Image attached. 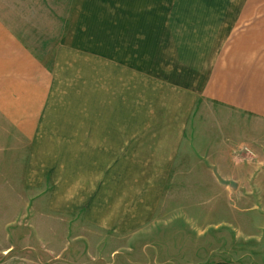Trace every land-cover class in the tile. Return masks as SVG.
<instances>
[{"label": "crops", "instance_id": "obj_1", "mask_svg": "<svg viewBox=\"0 0 264 264\" xmlns=\"http://www.w3.org/2000/svg\"><path fill=\"white\" fill-rule=\"evenodd\" d=\"M263 8L0 0L1 136L49 173L50 209L132 237L183 178L232 171V118L264 122Z\"/></svg>", "mask_w": 264, "mask_h": 264}, {"label": "rangeland", "instance_id": "obj_2", "mask_svg": "<svg viewBox=\"0 0 264 264\" xmlns=\"http://www.w3.org/2000/svg\"><path fill=\"white\" fill-rule=\"evenodd\" d=\"M230 130L232 171L218 168L217 185L183 178L150 229L117 237L51 210L49 173L38 183L32 154L0 129V264H264V122L234 117Z\"/></svg>", "mask_w": 264, "mask_h": 264}]
</instances>
